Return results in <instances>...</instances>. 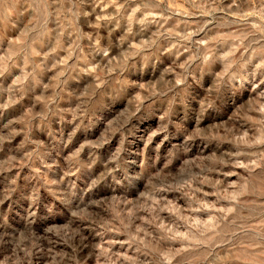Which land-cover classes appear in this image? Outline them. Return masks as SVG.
Returning <instances> with one entry per match:
<instances>
[{"label": "rangeland", "instance_id": "374dc122", "mask_svg": "<svg viewBox=\"0 0 264 264\" xmlns=\"http://www.w3.org/2000/svg\"><path fill=\"white\" fill-rule=\"evenodd\" d=\"M0 264H264V0H0Z\"/></svg>", "mask_w": 264, "mask_h": 264}, {"label": "bare ground", "instance_id": "6f19581e", "mask_svg": "<svg viewBox=\"0 0 264 264\" xmlns=\"http://www.w3.org/2000/svg\"><path fill=\"white\" fill-rule=\"evenodd\" d=\"M141 139V138H140ZM129 144H131V143H129ZM136 150V149H135ZM202 151L204 150V149H201ZM135 154H137V153H135ZM92 239V238H91ZM86 245V244H85Z\"/></svg>", "mask_w": 264, "mask_h": 264}]
</instances>
